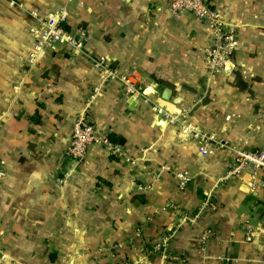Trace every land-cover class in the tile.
I'll return each instance as SVG.
<instances>
[{
    "label": "crops",
    "instance_id": "0c3cea01",
    "mask_svg": "<svg viewBox=\"0 0 264 264\" xmlns=\"http://www.w3.org/2000/svg\"><path fill=\"white\" fill-rule=\"evenodd\" d=\"M214 4L238 37L218 74L205 62L213 30L169 0H0V264H264L258 177L223 180L236 150L264 148V0ZM60 8L84 49L32 56ZM165 96L174 124L150 108ZM82 117L100 140L71 160ZM185 123L213 135L206 153Z\"/></svg>",
    "mask_w": 264,
    "mask_h": 264
},
{
    "label": "built area",
    "instance_id": "2783aa9c",
    "mask_svg": "<svg viewBox=\"0 0 264 264\" xmlns=\"http://www.w3.org/2000/svg\"><path fill=\"white\" fill-rule=\"evenodd\" d=\"M169 8L174 14L189 13L210 26L214 32V44L206 50V67L213 74L225 70L228 61L238 47V37L234 28H226L222 14L214 4V0H169ZM68 21L69 12L66 8L55 10L45 17L42 27L33 33L32 56H35L37 52H56L59 49L68 54H74L84 49L85 39L80 34H74L65 28ZM94 65L104 73V81L112 77L113 72L104 59L98 60ZM133 78L136 77H122L124 92L138 99V97H143L144 92L141 83ZM144 99L146 103L151 102L147 97ZM150 108L157 116L164 117L168 124L178 122L177 117L166 112L156 102H151ZM181 129L198 139L200 150L203 153L207 152L208 140L214 138L213 135L200 131L191 123L183 124ZM99 140L93 125L83 117L79 118L73 124L72 140L65 156L71 160L81 159L85 156L88 147ZM110 146L115 153L120 154L117 145ZM244 172H249L252 177H258V180L252 182L251 189L256 192L264 204V148L236 150L223 180L226 181L233 176L237 177ZM176 177L180 188L185 187L190 179L188 173H179ZM259 232L264 239V217L261 220ZM169 238L170 236L165 238L162 245L158 247L163 251L164 258L169 256L166 248Z\"/></svg>",
    "mask_w": 264,
    "mask_h": 264
},
{
    "label": "water",
    "instance_id": "95a60500",
    "mask_svg": "<svg viewBox=\"0 0 264 264\" xmlns=\"http://www.w3.org/2000/svg\"><path fill=\"white\" fill-rule=\"evenodd\" d=\"M161 106L165 107L167 109L168 112H170L171 114L174 113H180V109L177 108L176 104H177V100L175 99L174 101H168V99H166V96L161 98L160 100Z\"/></svg>",
    "mask_w": 264,
    "mask_h": 264
},
{
    "label": "trees",
    "instance_id": "16d2710c",
    "mask_svg": "<svg viewBox=\"0 0 264 264\" xmlns=\"http://www.w3.org/2000/svg\"><path fill=\"white\" fill-rule=\"evenodd\" d=\"M109 139H110L113 143H121V142H122L121 137H119V138H114L113 135H111V136L109 137Z\"/></svg>",
    "mask_w": 264,
    "mask_h": 264
}]
</instances>
